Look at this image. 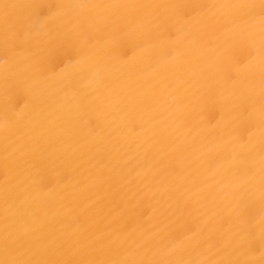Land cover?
<instances>
[{"label": "bare ground", "instance_id": "bare-ground-1", "mask_svg": "<svg viewBox=\"0 0 264 264\" xmlns=\"http://www.w3.org/2000/svg\"><path fill=\"white\" fill-rule=\"evenodd\" d=\"M0 264H264V0H0Z\"/></svg>", "mask_w": 264, "mask_h": 264}]
</instances>
